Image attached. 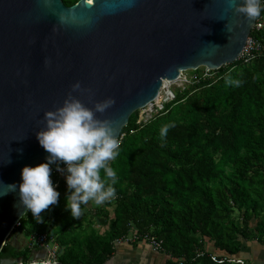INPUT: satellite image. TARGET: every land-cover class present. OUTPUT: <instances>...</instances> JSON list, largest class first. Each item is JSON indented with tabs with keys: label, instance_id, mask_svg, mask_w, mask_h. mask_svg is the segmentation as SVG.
I'll use <instances>...</instances> for the list:
<instances>
[{
	"label": "trees",
	"instance_id": "obj_1",
	"mask_svg": "<svg viewBox=\"0 0 264 264\" xmlns=\"http://www.w3.org/2000/svg\"><path fill=\"white\" fill-rule=\"evenodd\" d=\"M251 35L264 43V28ZM201 72L192 75L201 78ZM137 112L122 128L119 155L110 162L118 176L115 199L94 210L82 205V216L73 218L65 176L53 167L58 204L41 213V223L28 212L14 231L25 238L45 233L58 264H109L129 245L116 240L131 232L162 242L166 259L154 264H234L212 260L207 243L220 259L237 256L245 241H264V54L186 84L144 123H137ZM165 125L172 127L161 137ZM31 252L5 243L0 262L26 263Z\"/></svg>",
	"mask_w": 264,
	"mask_h": 264
},
{
	"label": "water",
	"instance_id": "obj_2",
	"mask_svg": "<svg viewBox=\"0 0 264 264\" xmlns=\"http://www.w3.org/2000/svg\"><path fill=\"white\" fill-rule=\"evenodd\" d=\"M255 21L235 14L229 0H0V181L19 184L23 167L45 162L36 132L75 82L91 90L72 93L90 108L115 99L97 116L113 120L119 138L163 81L238 60ZM21 211L18 191L0 196V252ZM46 256L36 250L29 262L0 264H48Z\"/></svg>",
	"mask_w": 264,
	"mask_h": 264
},
{
	"label": "clouds",
	"instance_id": "obj_3",
	"mask_svg": "<svg viewBox=\"0 0 264 264\" xmlns=\"http://www.w3.org/2000/svg\"><path fill=\"white\" fill-rule=\"evenodd\" d=\"M229 6L235 14L248 20L264 13V0H241L239 3L229 0ZM59 22H65L63 13L59 16ZM44 63H50L48 58ZM226 82L236 86L241 83L230 78ZM71 89L62 106L44 113L45 127L36 132L39 144L49 154L45 162L34 167H23L19 184L0 181L3 184L0 196L18 191L19 203L23 206L20 215L31 212L37 223L43 222L41 213L59 201L60 193L51 179L53 167L65 176L70 192L66 197V210H70L73 218L82 216V205L92 202L95 206H101L116 198L114 185L118 176L110 162L119 155L120 140L115 122L97 116V113H105L116 101L108 97L95 102L90 108L72 93H90L91 90L82 88L79 81L72 84ZM170 127L172 125L161 128V137H166ZM101 171L105 173L103 178Z\"/></svg>",
	"mask_w": 264,
	"mask_h": 264
},
{
	"label": "built area",
	"instance_id": "obj_4",
	"mask_svg": "<svg viewBox=\"0 0 264 264\" xmlns=\"http://www.w3.org/2000/svg\"><path fill=\"white\" fill-rule=\"evenodd\" d=\"M264 28V20L263 18H256L255 21V29H252L251 32H257ZM248 36L245 45L238 57V59L242 60L245 63H248L250 60L264 54V43L263 40L251 35ZM202 68V77L197 78L196 75H192L191 78L187 79L183 72L180 73L178 79L176 81H173L169 84L167 91L164 95H162V98L158 101L154 100L145 107L141 108V115H144L145 117H138L137 123H144L148 120H150L153 115L157 114L159 111H161L164 108V105L170 101H172L175 98V93L173 90H171L170 86L173 83H178L179 86L182 89L185 88L186 84L191 83L192 81L196 80L199 81L200 79L208 78L213 75V70L207 68V67H200ZM181 85V86H180ZM184 85V86H183ZM140 110V109H139ZM122 136H120L121 139ZM20 222L17 223L16 227L19 226ZM145 242L146 245L149 246V248L154 252H161L163 253V246L162 242L158 240L154 235L149 234H136L134 232L129 233L127 236L124 235L121 238L116 240V244L121 243H141ZM26 247H28L32 252L36 250L40 251H46L47 256L40 261L48 263V264H58L57 262V253L56 248L54 246H51L48 242L47 236L45 233L41 234H33L30 237L27 238L26 241ZM197 255H202L201 252H199ZM210 257L214 261H218L219 263H222L223 261H227L229 263L234 264H246V262L240 258L235 257H224V258H218L215 254L210 253ZM218 258V259H217ZM29 262V261H27Z\"/></svg>",
	"mask_w": 264,
	"mask_h": 264
},
{
	"label": "rangeland",
	"instance_id": "obj_5",
	"mask_svg": "<svg viewBox=\"0 0 264 264\" xmlns=\"http://www.w3.org/2000/svg\"><path fill=\"white\" fill-rule=\"evenodd\" d=\"M194 73H195V70H187V71L183 72V75L187 79H189L192 77V74H194ZM178 86H179L178 83H174V84L172 83L170 86L171 90H173L175 94H177L178 92H183V89L181 87H178ZM161 95H164L163 92H160V94L156 98V101H158L160 98H162ZM141 110L142 109L138 110L137 118L140 116L145 117L144 115H141ZM62 167H64V166H62ZM59 174H61V173L59 172ZM83 206L85 207V209H92V210H94V208H96V207H100V206H95L94 203H92V202H89L87 205H83ZM96 228L100 229L101 232L105 229V227H98V226H96ZM26 241H27V238H25V236L22 233L13 230L12 233L7 238L6 243H10V245L15 247L16 249L22 250L24 247H26ZM145 245H146L145 242H141V243H137L136 246L129 244L128 246L130 248H128V246L119 248L118 252H116L114 254V256L111 258L109 264H119V262H123L122 259H123V257H126V255L130 259L127 257L128 258L127 262L125 261V262H123V264L124 263L125 264H137V260L140 256V249L139 248L145 247ZM31 255H32V252L29 254V257ZM129 260H131V261H129ZM5 261L11 262V261H13V259H5ZM18 261L19 260H16L15 262H18Z\"/></svg>",
	"mask_w": 264,
	"mask_h": 264
},
{
	"label": "crops",
	"instance_id": "obj_6",
	"mask_svg": "<svg viewBox=\"0 0 264 264\" xmlns=\"http://www.w3.org/2000/svg\"><path fill=\"white\" fill-rule=\"evenodd\" d=\"M139 249L140 256L137 263L146 264L153 262L154 264L161 263L166 259V256L163 253L152 251L148 245ZM207 250L212 254H221L213 248L211 242L207 243ZM235 258L244 260L246 264H264V241H257L255 239L245 241L243 250H241Z\"/></svg>",
	"mask_w": 264,
	"mask_h": 264
},
{
	"label": "bare ground",
	"instance_id": "obj_7",
	"mask_svg": "<svg viewBox=\"0 0 264 264\" xmlns=\"http://www.w3.org/2000/svg\"><path fill=\"white\" fill-rule=\"evenodd\" d=\"M170 83H171L170 81H166V80L163 81V88H162L163 90L161 89L160 92H163V94H165L166 91H167V88H168V86H169ZM159 94H160V93H159ZM159 94H158V95H159ZM161 96H162V95H161ZM160 99H161V98H160ZM160 99H159V100H160Z\"/></svg>",
	"mask_w": 264,
	"mask_h": 264
}]
</instances>
